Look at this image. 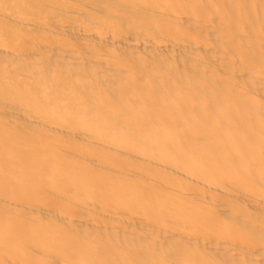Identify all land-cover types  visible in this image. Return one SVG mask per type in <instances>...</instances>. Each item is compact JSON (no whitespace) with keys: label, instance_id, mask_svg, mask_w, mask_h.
<instances>
[{"label":"bare ground","instance_id":"1","mask_svg":"<svg viewBox=\"0 0 264 264\" xmlns=\"http://www.w3.org/2000/svg\"><path fill=\"white\" fill-rule=\"evenodd\" d=\"M0 264H264V0H0Z\"/></svg>","mask_w":264,"mask_h":264}]
</instances>
